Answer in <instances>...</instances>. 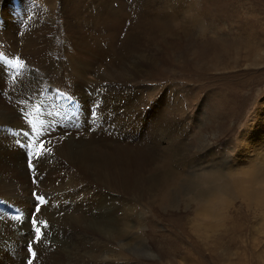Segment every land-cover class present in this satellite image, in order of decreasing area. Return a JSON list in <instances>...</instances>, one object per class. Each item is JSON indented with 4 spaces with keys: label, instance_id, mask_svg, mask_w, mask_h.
<instances>
[{
    "label": "rangeland",
    "instance_id": "obj_1",
    "mask_svg": "<svg viewBox=\"0 0 264 264\" xmlns=\"http://www.w3.org/2000/svg\"><path fill=\"white\" fill-rule=\"evenodd\" d=\"M35 1L40 2L39 10L33 12L28 0H19V9L11 0H0V13L5 18V24L0 28V52H4L10 60L26 59L31 67H35L14 85L0 62V120H3L0 127L9 126L15 130L12 133L0 128V143H4L0 144V196L24 213L19 220H0V264H26L30 258L26 248L35 235L29 222L35 205L33 189L39 186L41 193L50 199L43 210L58 206L62 196L77 197L83 191L92 193V196L104 194L93 179H86L81 172L74 170L73 163L79 162L70 155L76 151L75 144L84 138L89 141L94 135L108 139L110 133L105 128L114 125L111 122L121 124L125 117L137 115L144 119L154 110L167 109L168 116H174L177 125L186 130L185 135L195 132L216 144L199 157V163L192 161L194 156L186 158L184 162H193L186 163L190 168L182 169L173 163V169L190 175L193 171H207L214 164L222 165L214 163L218 158L216 153L220 157L228 153L231 158L235 155L242 159L237 153L241 138L248 131L250 133L254 118L258 119L264 108V0ZM111 7L118 12L115 17L120 21L107 18L104 21L105 13ZM124 11L125 18L121 14ZM156 12L161 19L169 20L168 26L175 28V36L169 32L163 34L160 27L163 23L156 19L145 20L155 17ZM146 14L148 17L144 18ZM150 23L159 32L148 35L145 28ZM181 26L184 28L181 29ZM137 37L142 41L132 43ZM147 42L153 46L152 51H148L153 62L142 64L143 69L139 73L131 71L127 64L134 66L139 62L136 51L143 53ZM141 44L143 49L138 47ZM45 80L50 85L70 91L79 100L80 108L68 118L45 112L43 118L47 119V124L34 127L24 121L18 107L20 101H27L28 93ZM80 80H83L82 84ZM96 94L104 103L100 109H97ZM91 109L97 110V115ZM114 127L112 136L121 145L127 142L130 146L139 145L140 138L136 141L119 136L120 132ZM37 132L41 135L37 136ZM145 134L143 132V139ZM39 139H47L48 149L52 151L46 158L41 157L35 162L39 179L32 187L25 162L26 151L29 144H37ZM192 141L189 139L187 143ZM240 165L243 169L247 168V163ZM241 179L238 177L236 182ZM223 183L224 179L212 184L216 192L213 195L218 198L217 202L220 201V207L215 210L211 207L206 209L207 212L199 211V214L195 204L190 205L183 200L175 208L159 210L153 207L155 211L140 201L137 204L139 209L133 207L132 211L134 217L143 221L142 225L139 228L137 223L132 222L125 239L109 245L104 264H264V208L244 204L240 198L234 199L228 189L223 193ZM113 195L108 197L114 200L121 197ZM230 202L229 208L226 205V208L223 207ZM43 210L39 218L49 220ZM48 223L50 228L43 232V240L37 247L33 245L38 254L34 264H44L48 257L50 259L47 260H52L53 253L60 257L59 250L60 253H56L55 249L50 253L56 242L60 246L63 240H78L59 228L53 220ZM141 235L150 249L148 254L139 255L122 247L130 240H139Z\"/></svg>",
    "mask_w": 264,
    "mask_h": 264
},
{
    "label": "bare ground",
    "instance_id": "obj_2",
    "mask_svg": "<svg viewBox=\"0 0 264 264\" xmlns=\"http://www.w3.org/2000/svg\"><path fill=\"white\" fill-rule=\"evenodd\" d=\"M103 2H105V0ZM101 5H103V4H101ZM79 6L80 5H78V7ZM99 6H100V4H99ZM117 13L118 12H116L111 7L105 13V20L104 21H106V18L109 20L113 19L116 21H120V20H117L115 17L117 15ZM72 14L74 16V14H75L74 11L72 12ZM121 14H122V17H124V18L126 17V11L121 12ZM155 14H156L155 17L146 18L145 20L147 22H149L150 19H156L157 22L163 23L160 26L163 34H166L167 32H169L170 35L175 36L176 30L174 27H172V25L168 26L169 20L164 19V18L161 19L160 17L157 16L158 15L157 12ZM5 16H7V15L5 14ZM68 16H70V15H68ZM145 17H148V15L146 14L144 16V18ZM168 17H170V16H168ZM144 26H146V25H144ZM176 26H177V30H179L180 26L178 24ZM182 27L184 28V26H181V29H182ZM69 30H73V29H69ZM145 30L147 31L148 35H151V33L154 31L159 32L151 23L149 24V26L148 25L146 26ZM35 31L36 30H34V32ZM73 31L78 32V30H73ZM79 37H80V35H79ZM130 39H131V37H130ZM138 41H142V40H139L137 37L135 40H132V43H137ZM25 42H27V41L25 40ZM75 43H79V42H75ZM213 45H215V44H213ZM138 47H139V49H143L142 44L138 45ZM202 47H204V46H202ZM151 48L153 49V46H151V44H149L147 42L146 49H145V51L143 50V53L141 52V50L136 51L137 56L139 57V60H138L139 62H136V65H134V66L129 63V65L127 64V67H129V69L133 72H135V71H137L138 73L141 72L143 69L142 64L149 65L153 62V59L151 61V58H150L149 52H148V51H152ZM4 51H5V49H4ZM8 53H10V52H8ZM89 56L91 57V55H89ZM80 57L82 58V55ZM86 66H88V65H86ZM79 67H82V66H79ZM74 70H75V68H74ZM76 71H77V68H76ZM85 78H87V77H85ZM40 80H42V79H40ZM82 82H83V80L81 81V84H82ZM21 93H22V91H21ZM15 95H17V94H15ZM128 96H131V95H128ZM18 100H20V99H18ZM138 104H139V102H138ZM14 106H15V104H14ZM16 108H17V106H16ZM18 108H20V107H18ZM116 108H118V107H116ZM136 108H137V106H136ZM165 108H166V106H165ZM166 111H167V109L164 110L163 108L160 111L154 110L153 112H151L150 115H148L144 119L141 116L139 117L138 115L135 117L132 116L131 118L124 116L125 120H123L121 122V124H118L117 122H111L112 124L114 123V125L107 127L109 132L106 130L105 131L110 133L108 136V139H101V138H98L99 136L97 137V136L92 135V136H90L89 141H87L86 138H84L82 141L75 144L74 148H76V151L70 156H72L79 163H73L74 170L81 172L83 174V176L86 177V179H90V180L93 179L92 181L95 182L99 187H101V189L104 191V194L97 196L93 193L94 195L92 196L91 195L92 193H87L86 191H83L82 194H77V197L66 195V196H62L58 200V202H59V203H57L58 206H56V207L51 206L52 208H50L49 210L48 209H44V210L42 209L43 214L48 216L49 220H51V221L53 220V222L56 223L57 226L59 225V228H63L65 231L69 232L72 235V237H77V239H78L77 242H74L71 239L63 240L62 241L63 244L60 246H58L59 244H57V242H56V246H54L50 250V253L53 251V249H55L57 251L56 253H60L59 251H61L60 257H57V255L55 253H53L52 254V260H47L49 258L48 257V258H46V262L44 264H50V263H52V264L53 263L54 264H97L98 262L104 264L107 260V256H105V254L109 251V248H110L109 245L113 242H116V243L122 242L125 239V235L127 234L126 231H128L130 229V225L132 222L137 223V226L139 228H140V225H142L143 221L139 220L137 217H134L133 211H132L133 207H136V209H139L137 204L140 201L144 202V204L149 205L152 208L153 207L159 208V210L160 209L164 210V209H169V208H175L176 204L180 200H183L190 205L195 204L198 214H199V211L207 212L206 209L211 208V207L214 208L213 210H215L218 207V204L220 202V201L217 202L218 198L213 195V194H216L215 188L212 187V184L215 181L220 182L221 180L223 181V179H224V183L221 187V189L223 190V193L226 191V189H228L229 193L233 196L234 199L240 198L244 204H248V205H252V206H259L261 208H264V108L261 109V111H260V117H258V119L254 118V121H253L254 123L252 124L250 133L248 131V133H246V135H244L241 138L242 141H240V143H239V149H238L237 153H238V155H240V157L243 160L238 159L237 156H235V155H234V157L231 158L232 155L230 156V154H228V153H226L223 157H220V154L216 153L217 154L216 156H218V158L215 162L214 161H212V162L217 163V164L223 163L222 165L219 166V165L214 164V166H212V168L207 170V171L204 170L202 173L200 171L199 172L193 171L192 174H190V175H184L181 173L182 171L178 172L177 169H173L174 168L173 163H176L177 167H181L182 169L188 168V167L190 168V166H188V164H186V163H191L192 161L199 163L198 162L199 157H201V155L205 151H207L210 147H212L213 145H216V144H214V142L212 144V142L208 141L206 138H204V136L197 135V133H195V132L194 133L192 132L189 136H188V134L185 135L184 133L186 132V130L181 129L179 127V125H177L178 123L176 122V118L172 115H170V117H169L168 116L169 114H167ZM125 112H127V111L125 110ZM174 112H175V110H174ZM134 113H135V111H134ZM136 113H137V111H136ZM145 115H147V113H145ZM101 116H104V115H100V117ZM103 118H102V120H103ZM66 124H67V121H66ZM109 124H110V122H109ZM257 124H258V126H257ZM24 125H22V126H24ZM106 125H107V122H106L105 126ZM198 125H200V124H198ZM105 126H103V127H105ZM113 126L116 127L115 131L120 132L119 136H124L126 138H131V139L134 138L136 141L140 138L139 145L136 144L135 146H130L131 144L127 145L128 142L126 144L121 145L112 136ZM75 127H74V129H75ZM62 128H61V130H62ZM100 128H99V130H101ZM42 129H44V127ZM58 129H60V128H58ZM78 129H80V128H78ZM92 131H93V129H92ZM143 132L147 133L144 135V136H146L145 139H143L144 137L142 136ZM199 133H201V132H199ZM159 136H161V137H159ZM189 139L193 140V141L191 143H187V141ZM28 142H29V140H28ZM2 144L4 145V143H2ZM56 144H58V143H56ZM164 146H165V148H162ZM95 150H98L99 152L95 153L94 152ZM8 151H10V149ZM4 153H5V151H4ZM223 153H225V152H223ZM13 154L15 155V153H13ZM123 154L126 156H123ZM209 154L211 155V152H209ZM16 156H18V155H16ZM191 156H194L195 158L192 159V161L184 162L185 160H187L186 158H190ZM213 156H215V154H213ZM230 163H234V164L232 166H229ZM240 163L241 164L247 163V168L243 169L244 167H242V165H240ZM48 164L49 163H45V165H48ZM70 164H72V163H69V165ZM62 165H64V163ZM13 166H14V164H13ZM226 166H228V167H226ZM35 171H37V170H35ZM238 177H242V179H241V181L236 182L238 180ZM228 178H230V180H228ZM37 179H39V178H37ZM46 183H48V182H46ZM89 184H91V183H89ZM32 187H33V185H32ZM202 187L204 189L201 190ZM16 188H18V187H16ZM38 188H39V186H38ZM98 192H100V191H98ZM111 194H114L113 196H115L117 198L120 196L121 197L114 200V199L108 197ZM49 196H50V194H49ZM54 197L56 198L57 196H54ZM230 201H232V199ZM62 202H64V203H62ZM65 202H66V204H65ZM25 203H24V205H25ZM108 203H109V206H108ZM118 203H120V206H118ZM231 204H232V202H230V204H223V207L226 208V206H227V208H229L231 206ZM70 210H72L71 211L72 213H70ZM153 211H155V209ZM120 213H122V215ZM152 214L154 216L156 215L155 212H153ZM218 217H220V216H218ZM144 222L146 223V220H144ZM149 223H150V221H149ZM151 224H149V225H151ZM139 228H137V229H139ZM57 234H59V233H57ZM52 239H53V237H52ZM55 239H57V238H55ZM134 239H136V238L134 237ZM144 240L145 239H143V236L141 235V237H139V240H130V241L126 242V245H122V247L129 248L133 253H136L139 255H142L145 253L148 254L150 249H148L149 247H148L147 243H145ZM54 242L55 241H53V243ZM125 259H127V258L125 257ZM118 262H120V261H118Z\"/></svg>",
    "mask_w": 264,
    "mask_h": 264
},
{
    "label": "snow or ice",
    "instance_id": "obj_3",
    "mask_svg": "<svg viewBox=\"0 0 264 264\" xmlns=\"http://www.w3.org/2000/svg\"><path fill=\"white\" fill-rule=\"evenodd\" d=\"M9 64H14L16 67L18 68H23L24 64L22 62L21 59L17 58L15 61H9ZM26 135V134H25ZM41 133L37 132V136H40ZM45 149V146L43 144L40 145V151L36 152L35 155L39 156L41 154V151H43ZM48 152H51V149H47ZM31 157H29V167H32V163H31ZM34 195L36 196V200L39 202V204L35 207L34 211L35 213H40L41 208L39 205H43L46 203L45 199L43 196L40 195H36L34 193ZM17 220L20 219L19 216L16 217ZM44 228H47L48 225L46 222L41 221L40 222ZM31 224H32V228L34 230V240L30 241L28 244V252L30 253V258L27 260V264H34V261L37 259V252L34 251L33 249V243H39L42 240L43 237V233L41 231V227L37 226V218L34 216L31 218Z\"/></svg>",
    "mask_w": 264,
    "mask_h": 264
}]
</instances>
